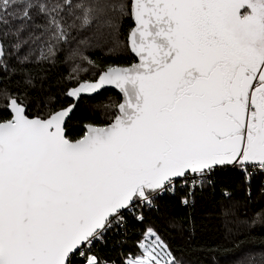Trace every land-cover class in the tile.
I'll return each mask as SVG.
<instances>
[{
  "label": "snow or ice",
  "instance_id": "snow-or-ice-1",
  "mask_svg": "<svg viewBox=\"0 0 264 264\" xmlns=\"http://www.w3.org/2000/svg\"><path fill=\"white\" fill-rule=\"evenodd\" d=\"M225 172L264 192V0H0V264H186L191 213L153 214ZM220 191L208 264L264 227Z\"/></svg>",
  "mask_w": 264,
  "mask_h": 264
},
{
  "label": "trees",
  "instance_id": "trees-1",
  "mask_svg": "<svg viewBox=\"0 0 264 264\" xmlns=\"http://www.w3.org/2000/svg\"><path fill=\"white\" fill-rule=\"evenodd\" d=\"M61 69H54L53 71H60ZM109 98H116V93L112 90L103 92L94 99H89L82 102L80 110L73 117L70 134L78 133L84 120L90 118L93 108L107 103ZM232 173L225 172L218 176V180L222 182L215 191H206L199 196L195 207L193 209L181 208L174 198L169 195L164 196L160 201V213L153 214V218L157 216H183L186 213H191V218L195 223L196 237L193 238L191 250L185 249L183 258L190 264H208L209 257L204 251L200 250V246L196 243L197 239H207L215 233L222 231L220 213L223 206L228 201L222 196L220 188L226 186L232 193L233 200L238 201V208L246 212L250 217L254 216L256 212L264 210V192L260 190L258 182H254L249 196L243 188L236 186L231 180ZM242 208V209H241ZM245 217H241L243 220ZM159 223V221H157ZM187 235V233H186ZM243 241L239 249H233L230 252H220L213 259L218 261V264H235L237 258L248 250L255 249L264 251V230H252V235L245 239L242 235H238ZM178 246L183 247V241L173 235ZM219 242V237H215Z\"/></svg>",
  "mask_w": 264,
  "mask_h": 264
},
{
  "label": "rangeland",
  "instance_id": "rangeland-1",
  "mask_svg": "<svg viewBox=\"0 0 264 264\" xmlns=\"http://www.w3.org/2000/svg\"><path fill=\"white\" fill-rule=\"evenodd\" d=\"M113 99V98H112ZM107 103H109V100L107 101ZM107 103H105V104H107ZM264 202V201H263ZM242 209V208H241ZM243 210V209H242ZM242 210H240L239 208H238V216H239V218H241V217H250V215L248 214V213H246V212H243ZM253 230H264V227H262V226H260V225H257ZM237 235H240L239 234V232H237L236 233ZM250 252H256V253H258V252H261V250H255V249H251V250H248L247 252H244V254H242V256L240 255L237 259H239V258H241V257H243V256H245V255H247L248 253H250ZM187 264H190V263H188L187 262Z\"/></svg>",
  "mask_w": 264,
  "mask_h": 264
},
{
  "label": "built area",
  "instance_id": "built-area-1",
  "mask_svg": "<svg viewBox=\"0 0 264 264\" xmlns=\"http://www.w3.org/2000/svg\"><path fill=\"white\" fill-rule=\"evenodd\" d=\"M168 195V194H165V196Z\"/></svg>",
  "mask_w": 264,
  "mask_h": 264
},
{
  "label": "water",
  "instance_id": "water-1",
  "mask_svg": "<svg viewBox=\"0 0 264 264\" xmlns=\"http://www.w3.org/2000/svg\"><path fill=\"white\" fill-rule=\"evenodd\" d=\"M112 91H114V92H115V90H112Z\"/></svg>",
  "mask_w": 264,
  "mask_h": 264
}]
</instances>
